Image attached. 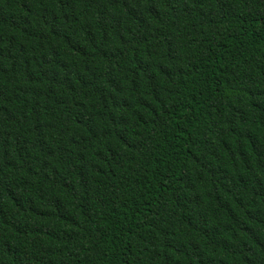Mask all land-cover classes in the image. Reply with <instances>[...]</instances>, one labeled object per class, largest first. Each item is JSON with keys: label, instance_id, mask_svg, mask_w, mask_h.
Instances as JSON below:
<instances>
[{"label": "trees", "instance_id": "obj_1", "mask_svg": "<svg viewBox=\"0 0 264 264\" xmlns=\"http://www.w3.org/2000/svg\"><path fill=\"white\" fill-rule=\"evenodd\" d=\"M0 264H264V0H0Z\"/></svg>", "mask_w": 264, "mask_h": 264}]
</instances>
